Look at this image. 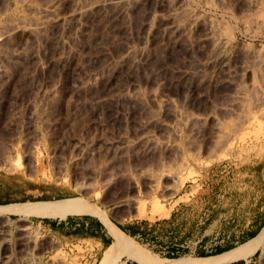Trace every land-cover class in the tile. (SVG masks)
<instances>
[{
  "label": "rangeland",
  "instance_id": "obj_1",
  "mask_svg": "<svg viewBox=\"0 0 264 264\" xmlns=\"http://www.w3.org/2000/svg\"><path fill=\"white\" fill-rule=\"evenodd\" d=\"M114 1L0 0V180L36 182L61 199L96 204L109 222L76 213L114 230L112 221L140 219L114 199L146 209L182 200L187 209L206 205L208 214L216 207L209 234L232 206L246 221L248 204L264 192V121L239 128L264 58V0ZM215 58L231 69L214 74ZM145 133L154 136L151 150L137 145ZM98 140L126 147L109 150ZM11 205L0 206L15 209L0 212V264H94L89 244H65L24 217L69 211ZM189 258L202 257L172 259ZM244 260L264 264V252Z\"/></svg>",
  "mask_w": 264,
  "mask_h": 264
},
{
  "label": "crops",
  "instance_id": "obj_2",
  "mask_svg": "<svg viewBox=\"0 0 264 264\" xmlns=\"http://www.w3.org/2000/svg\"><path fill=\"white\" fill-rule=\"evenodd\" d=\"M0 190H3V193H5L4 195H0V201H11L9 203L15 205H28V207L18 209L37 208L47 204H55L62 200L69 201V199H60L53 202L31 201L32 199L37 198V195L48 194L49 191L45 185H40L36 182L26 183L21 179H14L11 182L0 180ZM7 192L14 193L15 195L19 194L20 196L11 199V194H6ZM193 196L194 195H191L189 199ZM23 201L28 202L23 203ZM248 205V210L250 212L246 217V221L243 220L240 222V209L239 207H236L235 209L232 206L231 213L228 217L229 220L223 223L221 219L218 231L215 230V232L210 234L208 233V229L213 222H216L215 218L218 217L217 208L215 207V209L211 210L212 214L211 212L208 214L206 205H203L202 208L197 205L198 207L196 206V208L191 207L190 209H187L186 203L182 200L174 203L172 209H170L169 215L162 217V219L158 218L149 221L148 219L143 218L125 224L115 221L112 222L125 235L127 234L132 238H135L140 241L142 245H149L152 247L151 252L161 258L172 259L169 256L178 254L180 255L178 257H207L217 254H219L217 256H220L233 252L234 249L232 248L245 242L247 239L254 237L264 227V192L262 195L253 198L252 203ZM234 206L236 205L234 204ZM201 209H203V211H201ZM59 211L76 212L78 210ZM10 215L17 214L11 213ZM24 217L53 233L65 244H70L72 246L80 244L85 245L86 247L89 244L92 250L88 249L86 255L88 256L89 261H92L91 263L94 261V264L98 263L107 247H111L114 242L120 240L118 236L119 234L116 233L108 223L91 214H68L65 217L56 218L52 216L34 215ZM216 249H227L220 253L230 249L232 250L223 254L216 253L205 255L208 253H214ZM120 262H122V264H141L139 261H135L126 256H123Z\"/></svg>",
  "mask_w": 264,
  "mask_h": 264
},
{
  "label": "bare ground",
  "instance_id": "obj_3",
  "mask_svg": "<svg viewBox=\"0 0 264 264\" xmlns=\"http://www.w3.org/2000/svg\"><path fill=\"white\" fill-rule=\"evenodd\" d=\"M116 1L117 0H115L114 2H116ZM121 2H123V1L122 0H119L116 3H121ZM90 6H92V5H90ZM90 6H89V8H90ZM76 12H79V10L78 11L76 10L74 13H76ZM68 57H70V55H68ZM70 62L71 61H69V63ZM211 63L213 64V67H212L213 69L212 70H213V73L214 74L215 73L218 74V72H221V71H229L231 69V68H229V63L227 62V60L226 61L225 60H222V58H218V59L215 58V60L212 61ZM256 66L258 68V71L255 72L256 75L253 77L254 79L252 80V82H253L252 83L253 84L252 85V88H253V93H254L253 102H252L251 106H249V108H247L248 113H249V114H247L248 115V119L245 118L246 117L245 116L244 117L245 119L243 118V120H241L240 127L238 125L239 128H242L241 125L243 126L244 124L246 125L247 123L248 124L249 123L252 124V126L251 125H248L249 128H251V127L253 128V125L254 124L261 123V122L264 121V58L263 57H262V59H259L258 60ZM235 99H237V98H235ZM232 102H235V101H232ZM240 108H242V107H240ZM247 110L245 109L244 111H247ZM243 113H245V112H243ZM239 122L240 121H238V123ZM246 127H244V128H246ZM263 127H262V130H263ZM235 130L236 131H239L237 129H235ZM235 130L233 132H235ZM246 130H248V129H246ZM227 131L228 130H226V132ZM227 133H230V132H227ZM239 133L241 134L242 132L240 131ZM243 133H245V132H243ZM262 133H263L262 135H264V130L262 131ZM145 135H146V133H145ZM260 135H261V133H260ZM143 137H142L143 139L140 140L137 143V145L138 144L139 145L140 144H144L145 146H147L148 150L153 149L155 147L154 146L155 145L154 136L148 134V135L143 136ZM100 141H99V146H101V144L104 143V145L109 150H110V147H112V146H119V147H121V149H123L124 147H126L124 145L121 146L119 144L120 142H109V141L106 142V141H104V142H102L100 144ZM97 148H98V146H97ZM91 149H93V148H91ZM94 149H95V147H94ZM88 152H90V151L87 149V151L85 153H83L82 157L83 156L86 157V155L89 154ZM78 157H80V156H78ZM77 159H79V158H77ZM112 205L118 207L119 209H123V208L124 209L125 208L126 209H131V208H133V209L136 210V216H137V218L140 217V219L141 218H145V219H149V220H156L157 218H162V217L168 216L169 215V212H170V209H166L162 205V203L160 201H157V200L152 203V208L151 209H149V208L146 209V207H145L146 205L143 204L142 201L141 202L140 201L138 202V201H135V200L134 201H131L129 199H125V200L124 199H114L112 201ZM73 209L92 212V213H95V214L99 215L104 220H106L108 222L110 221L109 220L110 219L109 216H107L106 213L101 208H99L96 204L87 203V202H80V201H75V200L74 201L58 202V203H55V204H47V205H43V206H40V207H37V208H30V209H25L24 208L22 210H26V211H50V210H73ZM18 210H20V209H18ZM13 211H15V209L14 210L13 209H10V210L7 211L4 208L3 209L0 208V212H13ZM68 214H80V213L68 212L66 214L59 215L58 212H50V213L45 214L44 216H52V217H55L56 218V217H65ZM115 230H116V232L120 236L121 243H120L119 246H117L114 249H112L109 257L107 258V260L104 261L102 264H119V263L122 264V262H120V261H121V258L123 256H126L128 258L134 259L135 261L137 260L141 264H224V263H229L231 261H237V260H240V259H243V260L244 259H247L251 255H254V253L257 250H262L264 252V228L261 230V232L254 239H252L251 241H249L245 246L241 247L237 251H233V252H230V253H227V254H224V255L215 256V257H211V258H196V259H192V258L190 259L189 258V259H180V260H175V259H162V258L158 257L157 255L148 252L143 247H141V246L137 245L136 243H134L127 235L121 233L116 228H115ZM106 255H107V253L103 256L102 260L106 257ZM123 260H125V259H123Z\"/></svg>",
  "mask_w": 264,
  "mask_h": 264
},
{
  "label": "trees",
  "instance_id": "obj_4",
  "mask_svg": "<svg viewBox=\"0 0 264 264\" xmlns=\"http://www.w3.org/2000/svg\"><path fill=\"white\" fill-rule=\"evenodd\" d=\"M1 177L3 178V177H8V176H6L4 173H2L1 174ZM9 178H11V177H9ZM64 197H66V196L63 195V194H61V193H56V194L52 193V194H44V195H41V196H39V197H37L35 199H32L31 201H47V202H53V201L60 200L61 198H64ZM62 201H65V200H62ZM9 202H11V201H0V205H8V204H11ZM26 202H28V201H23V203H26ZM14 203H17V202H14ZM40 204H46V203H40ZM11 206L12 207H17V206H15V204L14 205H11ZM234 248H232V249H234ZM227 249H229V248H227ZM227 249H220V250L216 249V251L214 253H208V254H205V255H211V254L220 253V252H222L224 250H227ZM232 249H230V250H232ZM236 249L237 248H235L234 250H236ZM230 250H228V251H230ZM228 251H225V252H228ZM225 252H223V253H225ZM223 253H220V254H223ZM258 253H259V250H257L255 252L254 256H257ZM217 255H219V254H217ZM178 256H180V255L178 254V255H173V256H169V257L170 258H177ZM207 257H209V256H207ZM202 258H205V257H202ZM244 263H245V260L241 259V260L235 261V262H233L231 264H244Z\"/></svg>",
  "mask_w": 264,
  "mask_h": 264
}]
</instances>
